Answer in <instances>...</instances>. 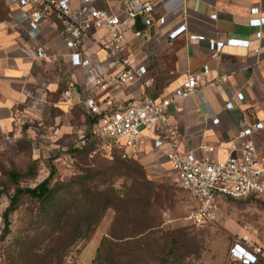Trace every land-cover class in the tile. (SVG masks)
Here are the masks:
<instances>
[{
    "label": "crops",
    "instance_id": "obj_1",
    "mask_svg": "<svg viewBox=\"0 0 264 264\" xmlns=\"http://www.w3.org/2000/svg\"><path fill=\"white\" fill-rule=\"evenodd\" d=\"M126 1L96 0L86 4L74 0L73 18L77 22L87 21L91 8L125 18ZM134 1L153 3L155 19L162 15L167 19L164 26L156 23L147 27L142 22L143 37L140 39L128 34L129 53L148 71L146 79L150 85L147 92L157 90L151 93L152 96L163 98L182 85L188 75L201 74L199 89L179 103L183 111L178 112L174 105L170 108L171 124L179 135L181 151L225 160L229 153L239 149L237 136L245 126L264 124V26L249 25L251 8H259L260 16H264V0ZM19 14L20 10L12 0H0V138L14 133L16 116L23 114L26 104L33 107L42 103L46 91L54 92L59 86L57 78L51 79L50 72L59 68L67 74L66 79L86 90L84 72L71 66L69 50L58 28L44 26L30 38L27 24L20 23ZM213 15H216L215 19ZM181 26H186L187 31L171 40L169 34ZM258 32H261V38H257ZM91 33L95 37L104 35L103 31L93 29ZM192 35L204 36L205 40H191ZM231 39L248 41L249 46L226 47L219 52L208 49L210 41ZM37 47L45 49L49 59H35L33 51ZM90 52H98L100 59L105 61L108 75L111 74L113 64L105 59V53L96 48H91ZM205 66L209 67L208 74L203 73ZM125 87L126 90H121L123 104L145 95L140 83ZM240 93L244 95L243 101L237 98ZM229 102L234 105L232 110L226 109ZM215 119L219 122L214 123ZM257 139L264 141V130L257 134ZM205 148L214 151L206 153ZM146 153L162 154L165 158L163 150L154 149L148 142L143 145L138 158Z\"/></svg>",
    "mask_w": 264,
    "mask_h": 264
},
{
    "label": "rangeland",
    "instance_id": "obj_2",
    "mask_svg": "<svg viewBox=\"0 0 264 264\" xmlns=\"http://www.w3.org/2000/svg\"><path fill=\"white\" fill-rule=\"evenodd\" d=\"M50 76L52 80L57 78L59 86L55 91H46L38 105L26 104L23 114L16 116L14 133L0 138V194L5 192L0 199V264H94L95 259L101 264H238L231 259L230 249L244 236H250L251 243L264 251V197L250 201L220 198L219 220L197 226L191 220L197 209L195 199L176 186L175 175L162 154L148 153L136 161L152 183L147 189L150 205H146L144 193L142 199L135 195L131 210L139 216L145 214L142 222L127 226L121 220V234L125 228L132 234L150 225L152 229L144 234L108 242L97 254L114 220L113 209L105 213L92 237H86L83 226L82 238L70 243L74 237H63L52 212L24 197L19 210L11 216L10 234L3 237L2 215L17 188L9 172L22 177L20 187H35L49 176L53 164L57 170L54 186L112 162L102 157L93 159L86 150H75L90 125V115L82 103L94 94L66 79L67 74L59 68ZM69 89L71 96L65 99L63 93ZM123 89L127 87L111 85L104 94L114 108L126 107L130 102L121 103ZM154 91L157 90L151 93ZM130 185L128 178L121 177L114 187L126 198ZM71 229L66 227L65 231ZM259 264H264V256Z\"/></svg>",
    "mask_w": 264,
    "mask_h": 264
},
{
    "label": "built area",
    "instance_id": "obj_3",
    "mask_svg": "<svg viewBox=\"0 0 264 264\" xmlns=\"http://www.w3.org/2000/svg\"><path fill=\"white\" fill-rule=\"evenodd\" d=\"M73 1L12 0L20 10V23L27 24L30 38L44 26H56L69 50L71 66L83 70L86 92L94 95L88 96L82 105L89 115L99 117L94 128L92 156L110 158L119 155L124 159H137L147 142L154 149L163 150L176 177V186L188 192L197 203V209L191 216L197 226L213 224L219 220L217 199L244 201L264 197V141L257 139V134L264 130L263 123L245 126L237 136L239 149L229 153L225 160H215L209 155L198 157L191 152L181 151L179 135L171 124L170 108L174 105L178 112L183 111L179 103L199 89L201 74L188 75L182 85L163 98H155L147 92L150 85V81L146 79L148 71L146 66L137 64L134 56L129 53L131 41L128 34L132 33L136 39L143 37V32L135 29L138 17L150 27L156 23L164 26L166 16L155 19L156 7L153 3L128 0L124 8L125 18L103 9L91 8L89 19L77 22L73 18ZM81 1L92 4L96 0ZM114 1L120 3L122 0ZM251 15V27L264 26V16H260L259 8H251ZM212 18L215 19L216 15ZM92 29L96 32L103 31L104 35L95 37L91 33ZM186 31V26H181L172 31L169 38L175 40ZM261 35L258 32L257 38H261ZM190 39L204 41L205 37L192 35ZM207 45L210 51L219 52L226 47H248L249 42L231 39L226 42L210 41ZM91 48L105 53V59L113 64L111 74L108 75L105 61L100 59L98 52H90ZM33 55L37 60H47L50 57L41 47L35 48ZM209 71V67L205 66L203 73L208 74ZM108 82L116 86L140 83L145 95L134 98L126 107L114 108L104 95L111 86ZM73 87L71 84V88ZM98 90L101 93H97ZM71 92L72 89L65 91L64 98L69 99ZM237 98L243 101L244 95L240 93ZM233 107L231 102L226 104L228 110ZM218 122L219 119L214 120V123ZM88 144L89 140L85 135L76 149L81 150ZM213 151V148H205L206 153ZM263 256V248L254 246L250 236L237 240L230 249L231 259L238 264H257Z\"/></svg>",
    "mask_w": 264,
    "mask_h": 264
},
{
    "label": "trees",
    "instance_id": "obj_4",
    "mask_svg": "<svg viewBox=\"0 0 264 264\" xmlns=\"http://www.w3.org/2000/svg\"><path fill=\"white\" fill-rule=\"evenodd\" d=\"M65 87H68L67 83ZM98 119L99 117H92L90 115V125L86 132L89 144L79 151L86 150L87 155L93 159L101 157L97 155L92 156L95 144L94 128ZM102 158L110 159L112 162L102 164L99 170H87L71 178L68 182H61L54 186L52 182L57 174V170L53 164L51 165L49 176L35 187H20L19 182L22 177L14 171L9 172V178L17 188L14 195L10 197L9 205L2 215V236L6 237L10 234L11 216L19 210L24 197H28L32 201L39 203L50 214L52 212L53 217L56 218V224L60 229L59 232H62L63 237L65 239L74 237L70 240V243H75L77 239L82 238L81 231L83 226L87 229L86 237H92L105 213L109 209H113L115 211L114 220L109 228V233L102 239L97 249V254L102 252V247L108 242L114 240L121 242V239H130L152 229L148 225L142 229V232L134 231L131 234L126 232L127 228H125L121 234V220L124 225L128 226L134 221L142 222V217L145 216L143 212L139 216L131 210L135 195H137V198L142 199L141 195L144 193L145 198H143L146 200V205H150V195H148L149 191L147 192V189L151 188L152 183L147 180L143 167L134 158L124 159L119 155ZM121 177L128 178L131 181L126 198L121 195V191H117L114 187L116 179H120ZM4 194L5 192L0 194V199L1 195ZM250 200L255 199L244 201ZM66 227L72 229L65 231ZM62 240L64 239L62 238ZM261 261L262 259L259 263ZM94 264L101 263H97L95 259Z\"/></svg>",
    "mask_w": 264,
    "mask_h": 264
},
{
    "label": "water",
    "instance_id": "obj_5",
    "mask_svg": "<svg viewBox=\"0 0 264 264\" xmlns=\"http://www.w3.org/2000/svg\"><path fill=\"white\" fill-rule=\"evenodd\" d=\"M141 25H142V19L138 17L136 19V29L140 30Z\"/></svg>",
    "mask_w": 264,
    "mask_h": 264
}]
</instances>
